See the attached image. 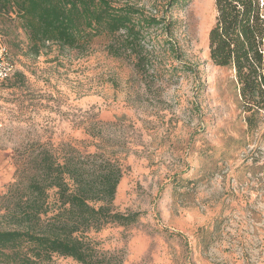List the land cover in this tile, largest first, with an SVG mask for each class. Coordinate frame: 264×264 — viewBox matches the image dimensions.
Returning <instances> with one entry per match:
<instances>
[{
	"label": "rangeland",
	"instance_id": "obj_1",
	"mask_svg": "<svg viewBox=\"0 0 264 264\" xmlns=\"http://www.w3.org/2000/svg\"><path fill=\"white\" fill-rule=\"evenodd\" d=\"M166 16L178 59L149 31L146 64L112 56L105 37L30 56L22 31L0 22L14 65L0 83V227L23 162L98 150L123 171L113 210L139 214L84 235L110 264H264V112L249 127L233 73L209 60L214 0Z\"/></svg>",
	"mask_w": 264,
	"mask_h": 264
},
{
	"label": "trees",
	"instance_id": "obj_2",
	"mask_svg": "<svg viewBox=\"0 0 264 264\" xmlns=\"http://www.w3.org/2000/svg\"><path fill=\"white\" fill-rule=\"evenodd\" d=\"M0 0V22L14 24L26 37L28 55L43 49L85 52L100 37L112 39L108 52L149 56V31L171 39V8L183 0ZM146 1V0H143ZM148 4V7L146 6ZM154 9L155 14L147 11ZM215 24L208 35L210 62L233 73L243 111L252 127L264 112V0H214ZM153 46V44H152ZM118 162L102 152L47 151L21 164L14 192L0 227V264H49L53 256L77 264H110L84 235L108 225L129 226L139 214H121L111 203L123 176ZM55 190L49 207L48 193Z\"/></svg>",
	"mask_w": 264,
	"mask_h": 264
},
{
	"label": "built area",
	"instance_id": "obj_3",
	"mask_svg": "<svg viewBox=\"0 0 264 264\" xmlns=\"http://www.w3.org/2000/svg\"><path fill=\"white\" fill-rule=\"evenodd\" d=\"M14 73L8 49L0 42V83L8 81Z\"/></svg>",
	"mask_w": 264,
	"mask_h": 264
}]
</instances>
